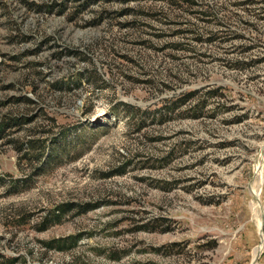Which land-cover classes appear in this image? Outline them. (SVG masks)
I'll return each mask as SVG.
<instances>
[{"label": "rangeland", "instance_id": "374dc122", "mask_svg": "<svg viewBox=\"0 0 264 264\" xmlns=\"http://www.w3.org/2000/svg\"><path fill=\"white\" fill-rule=\"evenodd\" d=\"M206 1L0 0V264H264V0Z\"/></svg>", "mask_w": 264, "mask_h": 264}, {"label": "trees", "instance_id": "16d2710c", "mask_svg": "<svg viewBox=\"0 0 264 264\" xmlns=\"http://www.w3.org/2000/svg\"><path fill=\"white\" fill-rule=\"evenodd\" d=\"M148 1V0H146ZM152 1H155V0H152ZM164 1V0H163ZM171 2V4H174L172 2H174V0H168ZM184 1V4L189 7V8H194L195 6L197 7H202V6H205L206 9L205 10H199L200 13H205L206 10H211L212 14H215V9L217 8L216 4L212 1H206L205 3H199L198 0H183ZM87 3V2H85ZM83 6V4H82ZM178 6H182V4H179ZM126 11V10H124ZM74 85H78L77 82H73ZM72 83V84H73ZM51 86L57 88V89H62L63 88V85H65L64 83H62L61 81H55L53 83L50 84ZM188 95V94H186ZM23 99L31 102V103H35L36 101L34 99H31V98H27L25 96H22ZM19 99V98H18ZM181 101L185 100V98L183 97L182 99H180ZM177 100L175 101H171L167 104H164L163 107L161 109H163V111L165 112L164 114L165 115H169L167 118H170V115L172 113H174L175 111V103H176ZM177 104V103H176ZM125 106H127V108H129V113L130 114H133L134 111H139L140 109L138 107H135L133 105H130V104H125ZM178 106V105H177ZM161 109H157L155 111L152 112V115L154 116L155 113H159V118L163 116V114L161 113ZM140 114H146V111L145 110H141ZM192 116H198L197 114L193 113ZM13 123L15 124H18L19 123V120L17 118H13L12 119ZM7 124L5 123V126ZM1 130V128H0ZM74 206H78L80 207L81 209H78V213L80 212H85L87 210H90V209H93L95 208V205L93 204H73V203H61V204H58L57 206H55L53 209H50L48 211V213L42 217L41 219V225L42 227H40V229H45L48 225L50 224H55V223H59L63 216L69 212L70 210H72L74 208ZM80 239V234H72V235H68V236H65V237H57V238H51L49 240H46V241H43V244L46 248L48 249H55V250H59V251H63V250H67V249H70L72 248L73 246H75L78 242V240ZM115 258H119V257H115ZM24 264H27L25 263L24 261Z\"/></svg>", "mask_w": 264, "mask_h": 264}]
</instances>
